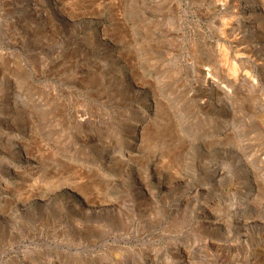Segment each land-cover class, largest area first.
I'll return each mask as SVG.
<instances>
[{
    "label": "rangeland",
    "instance_id": "rangeland-1",
    "mask_svg": "<svg viewBox=\"0 0 264 264\" xmlns=\"http://www.w3.org/2000/svg\"><path fill=\"white\" fill-rule=\"evenodd\" d=\"M241 1L254 24L233 36L254 75L227 87L205 65L204 79L193 73L211 49L235 43L217 36L226 17L211 0H0V264H181L172 254L193 235L178 215L194 202L177 199L206 161L224 169L208 180L224 220L211 239L234 247V264H264V0ZM138 113L149 135L133 145L123 125L137 127ZM224 131L231 138L206 144ZM90 177L109 189L95 210L72 188ZM35 179L58 182L32 194ZM91 224L98 231L83 237ZM116 231L128 233L113 243L118 256L104 246Z\"/></svg>",
    "mask_w": 264,
    "mask_h": 264
},
{
    "label": "bare ground",
    "instance_id": "bare-ground-1",
    "mask_svg": "<svg viewBox=\"0 0 264 264\" xmlns=\"http://www.w3.org/2000/svg\"><path fill=\"white\" fill-rule=\"evenodd\" d=\"M10 1V0H9ZM13 1V0H12ZM221 0H211L212 6L213 8L215 7V9L220 10L222 13V16H225L226 18H218L219 24H216V30H217V36H220L221 40H230L231 42H235L233 45L229 44L226 45V47L223 46H218L216 47V52L211 49L209 53V57L208 60H203L200 61V65H195L194 69H193V73L195 78L198 79H204V69H206L201 65H205L208 67L207 71L210 75L212 76H216L218 77L222 82H224V84L227 87L232 86L234 83L239 82L241 80L244 81H249L250 79L252 80L253 75L251 72V68L248 66V61L249 59V51H246V48H242L241 49H237V44L239 43V41H237L235 39V37L233 36L234 34L236 35V33H238L241 29V27H245L246 30H249L252 25L254 24V22H251L252 20H247L245 19V15L248 14V12L250 11V8L246 7V4L242 5V1L241 0H222V2L220 3ZM54 2V1H53ZM11 3V2H10ZM55 3V2H54ZM180 3V2H179ZM178 3V4H179ZM7 4V3H6ZM219 4H221L220 6L223 5L221 10V7H219ZM242 5V6H241ZM219 16V15H218ZM221 17V16H220ZM240 18H242V20L244 19L245 24L241 23ZM254 18V17H253ZM254 20V19H253ZM258 21V20H257ZM216 22V21H215ZM214 22V23H215ZM145 24V23H144ZM259 27V26H257ZM261 27V26H260ZM255 28V27H254ZM245 31V30H243ZM259 33V32H257ZM113 34V33H112ZM118 34V33H117ZM116 34V35H117ZM118 36V35H117ZM150 36V35H149ZM116 37V36H115ZM243 40V39H242ZM245 40V39H244ZM247 41V40H246ZM157 42V41H155ZM219 42V40H218ZM227 42V41H226ZM242 42V41H241ZM221 43V41H220ZM243 43V42H242ZM255 43V42H254ZM222 44V43H221ZM216 45V43H215ZM251 45V44H250ZM263 45V43H262ZM244 47V46H243ZM251 47V46H250ZM170 48V47H169ZM169 48H165L168 52H169ZM171 52V51H170ZM174 55L177 54L174 50ZM213 52V53H212ZM263 53V52H262ZM257 55V54H256ZM177 56V55H176ZM231 56V57H230ZM258 56V55H257ZM252 60V59H251ZM250 60V61H251ZM127 61V60H126ZM197 62V61H196ZM248 62V63H247ZM188 64V63H187ZM246 65V66H245ZM253 65V64H252ZM239 66H242L241 69H239ZM248 66V67H247ZM257 66V65H256ZM247 69H246V68ZM258 76V75H257ZM92 80H94V77L91 78ZM256 79V78H255ZM138 81V80H137ZM213 81V80H212ZM219 81V80H218ZM145 82V81H144ZM210 83V82H209ZM254 83V82H253ZM258 85L257 86H264V77H261L260 80H258L256 82ZM214 83H211V85L209 86V89L211 91L212 94L216 95L214 98L218 99V96L222 93H224V91L221 89L219 90L217 85H213ZM151 86V85H150ZM239 86V85H238ZM205 86H202L203 89H208L207 87L204 88ZM220 87V86H219ZM225 87V86H224ZM248 87V86H247ZM153 89V88H151ZM258 89V87H257ZM157 90V89H156ZM248 90V89H247ZM255 90V89H254ZM214 91V92H213ZM150 92V91H149ZM155 92V91H154ZM245 93V92H243ZM155 94V93H154ZM153 94V95H154ZM157 94V93H156ZM211 95V94H210ZM244 95V94H242ZM257 95H261L262 99L264 100V92L262 91V93L257 94ZM154 98L156 96H153ZM260 97V96H259ZM260 97V98H261ZM261 99V100H262ZM156 99H154L155 101ZM160 100V99H159ZM208 104L212 103V99L208 98ZM203 101V100H202ZM157 102V100H156ZM155 102V104H156ZM215 103V102H214ZM207 104V105H208ZM154 105V104H153ZM154 107V106H153ZM203 109V108H202ZM18 109H13V113H15ZM134 119L136 122H138L137 127H132L131 124V120L130 119H125L124 120V129L123 131L125 133H130L128 136V138H130V142L131 144L135 145L140 143L141 141H143V139L146 138V136H148L149 131L147 133V135L143 136V132H144V118L143 115H141L140 113H138L137 115L134 116ZM80 120V119H79ZM25 122V121H24ZM24 122L20 121L19 125L24 126ZM122 123V122H121ZM233 128V127H232ZM232 130V129H231ZM147 131V130H146ZM154 137H155V133ZM145 137V138H144ZM13 138V137H11ZM152 138V136L148 137ZM156 138V137H155ZM217 138V139H215ZM228 138H231V135H229L228 132H223L221 134H216L214 136V139L211 138V140H215L214 143L210 142L211 140H207V142L210 143H206V144H215L217 142H219L220 140H226ZM7 139H9V134L7 133ZM153 139V138H152ZM207 139V138H205ZM258 139V138H256ZM231 140V139H230ZM158 141V139H157ZM11 142L13 144H19L17 143L16 140H14V138L11 140ZM143 143V142H142ZM174 143V144H173ZM144 144V143H143ZM140 145V144H139ZM149 145V144H148ZM261 145V144H260ZM210 146V145H208ZM21 147V146H20ZM136 147V146H135ZM140 147V146H139ZM172 147H176V144L174 141H171L169 143L168 148H164L165 153L168 152L169 149H171ZM255 149V148H254ZM167 150V152H166ZM249 150V147H248ZM25 151V150H23ZM163 151V150H162ZM177 151V149L175 150ZM174 153V152H173ZM176 153V152H175ZM174 153V154H175ZM247 153V152H246ZM163 154V153H162ZM161 154V156H162ZM170 153L168 152V155ZM250 154V153H249ZM153 156V155H152ZM245 156V155H244ZM173 157H175L174 155L172 156V154L170 155V160H173ZM168 158V156H167ZM164 159V158H163ZM175 159V158H174ZM242 159V158H241ZM244 159V158H243ZM242 159V160H243ZM213 161V160H212ZM258 161V160H257ZM264 161V160H263ZM156 162V161H155ZM161 161H159L160 163ZM165 163L167 161H164ZM169 163V162H168ZM254 163V162H253ZM261 163V162H260ZM200 164V163H199ZM255 164V163H254ZM203 167L196 169L195 172H193L194 175H197L199 172V177L198 180L195 181V185L190 187V189L187 188V190L184 192V195H181V198H178L177 201H181L184 202V204H189V203H193V211L198 213V215L200 213H203L202 216L200 217V220H195L197 217L196 214L190 213L188 216H184L186 214H182V215H178V220L179 222L184 223L183 226L186 229L187 225H188V233L189 236L193 235L192 238H189L187 247H185V249H183L182 247L178 248L176 247L174 250L173 255V259L172 262H178L181 264H186L185 261L183 260V251L188 252V258L190 260V262L188 264H223V263H237L238 261H240V258H237V254L234 253V247L232 246L231 249L225 250L223 249V245L221 244V241H224V237L222 238V240L217 241L216 238L211 239L210 236H212L210 234L211 233H215L216 234V229L222 226V223L224 222V220L222 219V217L220 216L221 214V207H220V203H219V194L215 193V192H210V189L207 187L208 183H209V179H211L210 177L214 178H219L222 176V170H224L222 168V166L220 165V163L214 161V162H210V161H206L203 162ZM225 166V165H224ZM246 167V166H245ZM249 167V166H248ZM247 167V168H248ZM46 173V172H45ZM192 173V171H191ZM55 176V174H54ZM73 178V176H72ZM256 178V177H255ZM33 178H31L32 180ZM54 179V178H52ZM28 180V179H25ZM92 177H90L88 179V181H73L72 183V188L77 190V193L82 196L83 198L85 197H89V199L87 201H84V208H86L87 210H95L97 207H104L106 205V200L104 198L105 194L107 193V190H109L105 185H102V183H100L99 181H91ZM243 180V179H242ZM30 181V180H29ZM35 181H38L37 183L33 184V191L32 194H41V191H45L46 190H50L51 188L54 187V184L58 182V179L56 180H47V179H43V180H37L35 179ZM34 181V182H35ZM241 181V180H240ZM260 181V180H259ZM248 182V181H247ZM257 182V181H256ZM30 183H32L30 181ZM28 183V184H30ZM217 183V182H216ZM240 183V182H239ZM263 183V182H262ZM27 184V183H26ZM110 184V183H109ZM242 183H240L241 185ZM259 184V183H258ZM256 184V185H258ZM255 185V184H254ZM263 185V184H262ZM45 186V187H42ZM259 186L261 187V184H259ZM257 186V188L260 189V187ZM27 187V186H26ZM25 187V188H26ZM30 187V186H29ZM28 187V188H29ZM40 187V188H39ZM189 187V186H188ZM255 187V186H254ZM263 187V186H262ZM24 188V189H25ZM32 188V187H31ZM216 188V187H215ZM247 188V187H246ZM223 189V188H222ZM262 189V188H261ZM27 190V189H26ZM237 190V189H236ZM230 191V190H229ZM24 192V191H23ZM22 192V193H23ZM26 192V191H25ZM254 192V191H253ZM258 193V190H257ZM256 194V192H255ZM24 196V194H23ZM257 196V195H256ZM263 196V195H262ZM79 197V196H78ZM258 197H259V193H258ZM184 198V199H183ZM82 199V198H81ZM107 199V198H106ZM208 199L214 200L215 202V208H207L204 207L205 203ZM223 199V198H222ZM263 199V198H262ZM226 200V199H225ZM113 200H111L112 202ZM124 201V200H123ZM223 201V200H222ZM241 201V200H240ZM256 201V200H255ZM106 202V203H105ZM110 202V203H111ZM221 202V201H220ZM257 202V201H256ZM114 203V202H113ZM180 203V202H179ZM213 203V201H212ZM229 203V202H228ZM242 203V202H241ZM225 204V203H224ZM117 207H120L117 203H116ZM125 206L127 204H124ZM141 205V204H140ZM208 205V204H207ZM258 205V203H257ZM132 206V205H131ZM138 206V205H137ZM185 206V205H184ZM222 206V205H221ZM225 206V205H224ZM255 206V205H254ZM128 207V205H127ZM236 207V206H235ZM238 207V206H237ZM155 208V207H154ZM252 208V207H251ZM226 209V208H225ZM87 210L85 212H87ZM138 210V209H137ZM142 210V209H141ZM256 210V209H255ZM140 211V210H139ZM180 211V207L177 208V210L175 211V213H178ZM202 211V212H201ZM224 212V211H223ZM112 213V212H111ZM111 213H109V218L111 219L110 222H119L120 221V216H113ZM131 213V212H130ZM261 213V212H259ZM154 215V214H153ZM260 215V214H259ZM139 216V215H138ZM149 216H151L149 214ZM224 216V215H223ZM156 217V216H155ZM186 217L188 218V221L186 219ZM251 217V216H250ZM194 221H191L193 220ZM225 219V218H224ZM244 219V218H243ZM257 219V218H256ZM125 220V219H124ZM177 220V219H176ZM234 220V219H233ZM131 221V220H130ZM141 221V220H140ZM165 221V220H164ZM251 221V219H250ZM135 222V221H134ZM143 222V221H142ZM137 223V222H136ZM144 223V222H143ZM228 223V222H227ZM246 223V222H245ZM252 223V222H251ZM100 224V223H99ZM104 224V223H102ZM135 224V223H134ZM141 224V223H140ZM224 224V223H223ZM257 224V223H256ZM101 225V224H100ZM100 225H96V224H91V225H85L84 226V230H83V234L82 236L85 237L87 236V234H89L90 232H97L98 228ZM120 225V224H119ZM118 225V229L119 230H123L125 231L126 228H123L120 225L119 228ZM133 225V224H132ZM180 226V223L178 224ZM136 226V225H135ZM142 226V225H141ZM165 226V225H164ZM261 226V225H260ZM137 227V226H136ZM169 227V226H168ZM139 228V227H138ZM167 228V227H166ZM179 229H181L179 227ZM191 229V231H190ZM241 229V228H240ZM179 231V230H178ZM231 231V230H230ZM238 232V231H237ZM110 233V232H109ZM127 233V231H126ZM126 233H122V232H118L116 231V233L111 232V242L108 244H105L104 246L106 247V249L111 250V253L114 254L115 256H118V252H117V248L114 245L115 242H119V241H123L125 239V235ZM194 233V234H192ZM128 234V233H127ZM79 235V233H78ZM77 235V236H78ZM109 235V234H108ZM224 235V234H223ZM258 235V234H257ZM129 236V235H128ZM145 236V235H144ZM215 236V235H214ZM233 236V235H232ZM81 237V236H80ZM89 237V236H88ZM127 237V236H126ZM241 237V236H240ZM79 238V237H78ZM101 238V237H100ZM103 238V237H102ZM101 238V239H102ZM181 238V237H180ZM81 239V238H80ZM104 239V238H103ZM130 239V238H129ZM240 239V238H239ZM245 239V238H244ZM79 241V240H78ZM127 241V240H126ZM230 241V240H229ZM258 241V240H257ZM260 241V240H259ZM77 242V241H76ZM89 242V241H88ZM138 242V241H137ZM232 242V241H231ZM254 242V241H253ZM77 243H81V242H77ZM90 243V242H89ZM98 243V242H97ZM96 243V245H97ZM114 243V244H113ZM126 243V242H125ZM235 243H236V239H235ZM120 244V243H119ZM238 244V243H237ZM177 245V244H176ZM121 246V244H120ZM124 247V246H123ZM135 247V246H134ZM114 248V249H113ZM173 248V247H172ZM258 248V247H257ZM123 249V248H122ZM129 249V248H128ZM127 250V249H126ZM259 250V249H258ZM262 250V249H261ZM129 252V251H128ZM169 252V251H168ZM256 252V251H255ZM261 261L262 263H264V250L261 251ZM257 256V255H256ZM243 257V256H242ZM186 258V257H185ZM252 258V257H251ZM243 259V258H242ZM39 261V260H38ZM139 261V260H137ZM136 261V264H142V263H138ZM157 261V260H156ZM260 261V260H259ZM241 262V261H240ZM248 262V261H247ZM258 262V261H257ZM60 263V262H59ZM39 264V263H38ZM40 264H44V263H40ZM157 264H167L166 261H159Z\"/></svg>",
    "mask_w": 264,
    "mask_h": 264
}]
</instances>
